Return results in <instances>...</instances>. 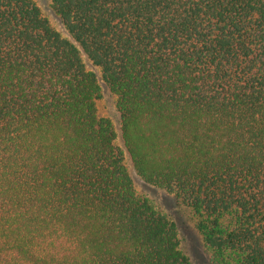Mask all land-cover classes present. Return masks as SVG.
Segmentation results:
<instances>
[{"label": "trees", "instance_id": "16d2710c", "mask_svg": "<svg viewBox=\"0 0 264 264\" xmlns=\"http://www.w3.org/2000/svg\"><path fill=\"white\" fill-rule=\"evenodd\" d=\"M0 0V264H189L137 174L192 209L210 264H264V0Z\"/></svg>", "mask_w": 264, "mask_h": 264}, {"label": "rangeland", "instance_id": "374dc122", "mask_svg": "<svg viewBox=\"0 0 264 264\" xmlns=\"http://www.w3.org/2000/svg\"><path fill=\"white\" fill-rule=\"evenodd\" d=\"M33 1L40 7L42 13L48 18L52 26L63 36L69 37L61 19L51 5V0ZM82 59L86 68L93 71L97 76L101 87V96L96 101L97 113L99 116L108 118L112 122L116 132L115 143L123 150L124 163L137 193L148 197L160 211L176 223L179 230L180 247L187 255L189 264H210L209 254L205 250L202 237L195 228L192 209L178 201L172 193L145 182L135 171L122 140L120 114L116 108V97L102 79L100 69L93 65L84 53H82Z\"/></svg>", "mask_w": 264, "mask_h": 264}]
</instances>
